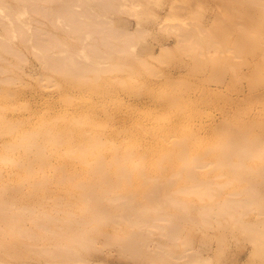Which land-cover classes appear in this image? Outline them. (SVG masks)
Returning <instances> with one entry per match:
<instances>
[{"label":"rangeland","instance_id":"374dc122","mask_svg":"<svg viewBox=\"0 0 264 264\" xmlns=\"http://www.w3.org/2000/svg\"><path fill=\"white\" fill-rule=\"evenodd\" d=\"M4 1L16 9L23 6L18 0ZM85 1L37 0V14L21 15L32 28L24 36L12 29L14 52L2 53L0 121L29 119L19 123L20 136L32 128L45 134L80 128L90 138L101 131L103 141L120 144V150L135 139L136 131L148 146L163 147L186 136L190 147L185 156L203 159H171L165 189L169 199L162 194L160 203L142 201L143 211L157 226L138 239L136 254L125 248L133 227L121 218L133 217L137 209H114L120 222L105 224L104 236L90 231L93 217L81 205L92 194L78 183L97 179L75 174L77 161L66 162L55 175L50 171L57 161L32 175L13 168L12 177L0 178V188L8 186L13 205L25 210L23 227L38 237L28 243L23 237L10 253H0V264H264V253L255 250L254 233L245 230L264 229L262 15L252 5L237 10L223 0H112L107 14L100 8L102 0ZM61 7L85 16L91 10L104 25L80 36L65 24ZM18 22L9 21L7 27ZM2 23L0 37L5 33ZM32 32L48 45L47 54L74 55L91 67L76 75L46 67L32 45ZM114 32L126 37H105ZM125 40H132L133 49H121ZM105 42L114 48H106ZM64 44L68 48L62 52ZM238 134V142L247 146V159H216L212 145ZM9 139L13 134L1 138L0 152L2 140ZM47 151L50 159L65 154L53 145ZM180 163L192 176L174 175ZM151 176L146 186L156 183ZM153 180L163 183L159 177ZM196 189L209 194L198 197L190 192ZM180 205L190 209L184 217ZM199 209L209 214L204 217ZM31 213L54 216L49 230L37 225ZM170 224L173 232L168 233ZM80 234L95 237L97 247H75V261L67 260L65 254L71 251H57L58 244Z\"/></svg>","mask_w":264,"mask_h":264},{"label":"bare ground","instance_id":"6f19581e","mask_svg":"<svg viewBox=\"0 0 264 264\" xmlns=\"http://www.w3.org/2000/svg\"><path fill=\"white\" fill-rule=\"evenodd\" d=\"M22 3V7L16 9L13 4L5 3L4 0H0V23L5 27V33L0 37V59H2V53L4 51H13V35L11 30L14 29L16 33L25 35L32 28L31 25L22 20V16L26 13H38L36 1L37 0H18ZM79 1V0H78ZM230 2L234 9L241 10L244 4L254 6L262 15V24L264 25V0H223ZM89 2L86 0L83 3ZM114 2L112 0H102L100 8L104 10L105 14L113 9ZM34 10H32V8ZM8 10L13 11V15L8 14ZM43 15L46 14L44 9H38ZM62 17L65 19V24L68 28H71L78 35L88 37L92 35V32L99 31L101 26L104 25L103 21L95 17L90 11H87V15L76 14L71 7H61ZM39 12V13H40ZM19 21L17 25L12 26L10 29L7 27L9 21ZM99 21V22H98ZM109 22V21H108ZM107 22V23H108ZM81 23L84 24L82 28ZM36 32L31 33L30 40L35 48L37 54L43 60L46 67L65 72L70 75H76L79 71L89 69L91 66L83 63L74 55H52L47 54L48 45H44L43 39ZM107 39L112 38H125L126 36L114 32L112 35L107 36ZM185 46H188V39L185 37ZM43 42V44L41 43ZM126 44L121 48L124 51L127 49H133L134 45L132 40H125ZM106 48H114L111 43L105 42ZM68 48L64 44L62 52ZM54 56V57H51ZM56 58V59H55ZM110 70H115L117 67L110 66ZM76 86V85H75ZM0 85V89H1ZM3 93L0 91V95ZM17 122H9L7 120L0 121V140L5 135H12L13 140H2V147L0 152V178L4 175L13 176V168L25 169L27 175L35 174L38 168L44 169L46 166L52 164L53 161H57V165L52 166V172L59 171L63 168V164L68 161H77V169L75 174L82 175L85 179H89L90 176L96 178L95 183H89L87 181L79 182L78 185L87 191H90L92 196L88 197L86 201L82 202L81 209L83 211H90V216L93 217V223L95 224L90 231L95 236H104V225L108 223H119L120 218L112 211L127 210L130 207L137 209V213L133 216H123L121 219L126 226L133 228L129 229V232L124 240L125 248L130 250L133 254L138 253L137 241L142 237L143 233L149 228L157 226L154 224V218H151L146 212L143 211V200H155L160 203L161 195L168 198L165 189L169 187L170 178H168L169 167L171 159H203L199 156L186 157L185 151L190 147L188 137L182 136L174 143L164 145L163 147L158 145L148 146L142 142V132H135V139L128 143L121 144L123 149L120 150V144L106 143L101 138V131L96 132L91 138L80 128L67 127V130H62L60 133L46 132L42 133L38 129H28L22 136L19 135V123L28 122L29 119H19ZM162 135H168V130H163ZM80 136V141H77L75 137ZM239 136L231 137L223 144L214 143L212 148L216 155V159H247V146L240 144L236 139ZM13 141V143H12ZM165 139L164 142H167ZM51 145L55 146L60 153L56 159H50V153L47 151V147ZM17 151H23L24 154H16ZM136 159L132 164L131 161ZM260 159V158H259ZM185 163H180L175 170L174 175L184 174L186 176H192L191 172L185 168ZM134 172L136 177L135 181H132L131 172ZM151 176V181L156 182L151 186H146L149 182L148 176ZM159 177L163 183H160L153 178ZM168 178V179H167ZM163 186H160V185ZM1 185V184H0ZM12 186V185H11ZM8 186L0 188V253H10L13 248V244L21 243V239L25 241L34 240L38 235L34 231H29L24 228L22 222L25 219V210L18 209L13 205V196L9 197L6 193L10 192L7 189ZM103 192L106 196H97L94 194ZM151 192H154L151 196ZM198 197H203L207 192L201 189L190 191ZM106 198V201L103 200ZM139 204H136L137 202ZM182 217H184L189 211V207L180 205ZM142 210V211H140ZM139 211V212H138ZM222 210L217 209V213ZM199 213L202 216H207L209 210L199 209ZM33 219L37 225L44 228V231L49 230V222L54 216L37 215L31 213ZM97 220V222H95ZM208 222V219L205 218ZM168 233L173 232V224L168 225ZM246 231L253 232L255 237V250L257 253H264V229L255 228L252 226H246ZM107 240V238H104ZM104 242V241H103ZM76 243V244H75ZM79 247L81 250L95 249V237H90L87 234H80L71 238L68 241H63L58 244V250L66 248L71 252L65 254V258L70 261H75L76 249ZM43 255V253L41 252ZM79 260V259H77ZM88 261V260H86Z\"/></svg>","mask_w":264,"mask_h":264}]
</instances>
